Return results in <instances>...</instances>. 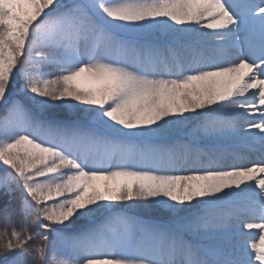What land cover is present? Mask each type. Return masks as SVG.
Masks as SVG:
<instances>
[{
    "label": "snow or ice",
    "instance_id": "snow-or-ice-1",
    "mask_svg": "<svg viewBox=\"0 0 264 264\" xmlns=\"http://www.w3.org/2000/svg\"><path fill=\"white\" fill-rule=\"evenodd\" d=\"M0 264H264V0H0Z\"/></svg>",
    "mask_w": 264,
    "mask_h": 264
}]
</instances>
